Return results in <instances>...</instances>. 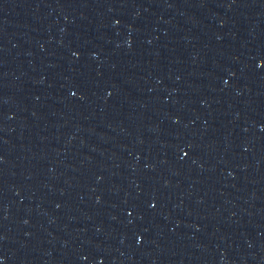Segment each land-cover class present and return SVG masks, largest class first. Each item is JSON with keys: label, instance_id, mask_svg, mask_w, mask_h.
Listing matches in <instances>:
<instances>
[{"label": "water", "instance_id": "water-1", "mask_svg": "<svg viewBox=\"0 0 264 264\" xmlns=\"http://www.w3.org/2000/svg\"><path fill=\"white\" fill-rule=\"evenodd\" d=\"M0 264H264V0H0Z\"/></svg>", "mask_w": 264, "mask_h": 264}]
</instances>
